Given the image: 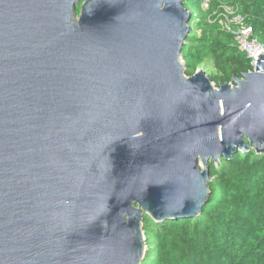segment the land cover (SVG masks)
<instances>
[{
    "label": "water",
    "instance_id": "95a60500",
    "mask_svg": "<svg viewBox=\"0 0 264 264\" xmlns=\"http://www.w3.org/2000/svg\"><path fill=\"white\" fill-rule=\"evenodd\" d=\"M190 20L183 0H0V264H142L145 216L196 218L210 164L264 157V52L231 83L188 76Z\"/></svg>",
    "mask_w": 264,
    "mask_h": 264
},
{
    "label": "trees",
    "instance_id": "16d2710c",
    "mask_svg": "<svg viewBox=\"0 0 264 264\" xmlns=\"http://www.w3.org/2000/svg\"><path fill=\"white\" fill-rule=\"evenodd\" d=\"M183 3L192 18L181 53L188 76L205 60L214 65L208 77L216 86L253 70L214 18L223 6H235L264 43V0H210L207 9L201 0ZM209 167L210 195L198 217L154 223L145 216L142 264H264V157L237 152Z\"/></svg>",
    "mask_w": 264,
    "mask_h": 264
},
{
    "label": "built area",
    "instance_id": "2783aa9c",
    "mask_svg": "<svg viewBox=\"0 0 264 264\" xmlns=\"http://www.w3.org/2000/svg\"><path fill=\"white\" fill-rule=\"evenodd\" d=\"M209 5L210 0H201L203 9H207ZM222 8V12L216 15L214 20L219 22L225 33L233 36L236 46L249 59L252 69H254L258 60L257 56L264 52V43L254 37L252 26L245 23L244 17L238 12L237 7L228 5Z\"/></svg>",
    "mask_w": 264,
    "mask_h": 264
},
{
    "label": "rangeland",
    "instance_id": "374dc122",
    "mask_svg": "<svg viewBox=\"0 0 264 264\" xmlns=\"http://www.w3.org/2000/svg\"><path fill=\"white\" fill-rule=\"evenodd\" d=\"M192 19V18H191ZM191 31V30H190ZM203 71L207 76L215 74L214 65L210 60H205L196 71ZM146 238V237H145Z\"/></svg>",
    "mask_w": 264,
    "mask_h": 264
}]
</instances>
